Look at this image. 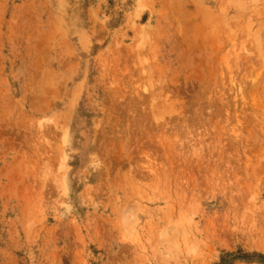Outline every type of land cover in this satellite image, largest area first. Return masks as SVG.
<instances>
[{
	"label": "rangeland",
	"instance_id": "374dc122",
	"mask_svg": "<svg viewBox=\"0 0 264 264\" xmlns=\"http://www.w3.org/2000/svg\"><path fill=\"white\" fill-rule=\"evenodd\" d=\"M264 0H0V264H262Z\"/></svg>",
	"mask_w": 264,
	"mask_h": 264
},
{
	"label": "trees",
	"instance_id": "16d2710c",
	"mask_svg": "<svg viewBox=\"0 0 264 264\" xmlns=\"http://www.w3.org/2000/svg\"><path fill=\"white\" fill-rule=\"evenodd\" d=\"M261 259H262V261H263V262H262V264H264V257H263V258H261Z\"/></svg>",
	"mask_w": 264,
	"mask_h": 264
}]
</instances>
